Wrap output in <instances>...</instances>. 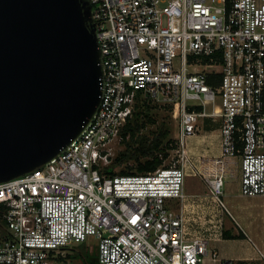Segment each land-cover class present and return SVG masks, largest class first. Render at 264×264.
<instances>
[{"label":"built area","instance_id":"obj_1","mask_svg":"<svg viewBox=\"0 0 264 264\" xmlns=\"http://www.w3.org/2000/svg\"><path fill=\"white\" fill-rule=\"evenodd\" d=\"M90 3L101 106L50 163L0 184V264H69L62 253L90 237L100 264H234L211 237L189 236L184 164L143 175L106 169L142 92L174 108L178 152L205 119L220 124L221 153L206 181L221 211L229 160H239L240 195L264 197V0Z\"/></svg>","mask_w":264,"mask_h":264},{"label":"water","instance_id":"obj_2","mask_svg":"<svg viewBox=\"0 0 264 264\" xmlns=\"http://www.w3.org/2000/svg\"><path fill=\"white\" fill-rule=\"evenodd\" d=\"M103 85L90 0H0V184L77 140Z\"/></svg>","mask_w":264,"mask_h":264},{"label":"rangeland","instance_id":"obj_3","mask_svg":"<svg viewBox=\"0 0 264 264\" xmlns=\"http://www.w3.org/2000/svg\"><path fill=\"white\" fill-rule=\"evenodd\" d=\"M149 101V116L153 121L151 122L147 117L142 119L145 122V127L139 132L135 140L129 139L128 137L126 143L121 138L111 143V156L107 166L109 168L111 167L115 172H120L121 170L134 171L136 167L135 158L140 155L137 151L138 148L142 146L143 148H148L156 138L161 137L160 134L163 135L168 133L167 137L163 139V151L158 153L160 157L163 156V152L169 154V157L164 159L163 165L173 162L184 164L187 173L185 184L186 192L191 194L199 191V196L195 198L197 205L193 213L189 214L191 217L194 215L192 217L194 218L192 222L195 225L191 231L196 235L211 237L213 239L216 238L217 234L219 236L221 230L222 232L226 230L234 231L231 224L234 225L236 223H234L229 216V213H227L228 215H226V217L224 216L223 221H220L218 217H214L216 215L215 213L218 214L220 212L218 211L219 206L210 195V189L204 178V168L206 167V171L209 170L207 166L213 165L212 160L218 158V151L212 147L199 150V143L195 140L197 138H194L193 144H190L189 150L187 147L185 153L183 151L178 152L176 143L178 142L181 121L179 118L175 117L174 108L171 106H161L150 99ZM200 125L199 135L220 128L219 123H213L207 119L201 122ZM169 141H173V148L169 149V147L166 146ZM188 141H190V139ZM237 162L239 163V160ZM229 169L231 171H229ZM229 169L228 175H233V177L228 178L229 180L240 178V169L237 164H234V166H231ZM224 190L225 194L223 196V201L234 219L244 226V230L252 239H255L256 242L259 243L260 238L262 240L261 244H263L264 247V197H244L240 195L237 182L230 187L227 184ZM179 205V202L175 200L172 201V206L174 208L179 207ZM237 228L239 233L245 235L239 226H237ZM210 242L212 247L219 249V254L223 259L231 260L234 264H264V256L253 261L237 262L234 260L242 255H248L253 247V243H241L237 241L219 243L214 240ZM97 244L98 240L95 237H90L87 243L83 244L81 247L83 254L76 245L70 247L73 249L66 250L62 254L66 256L65 260H67L66 262L69 264H85L84 257H88L90 262L96 259V257L98 258ZM249 244L250 246L252 244V247H250ZM70 255H78L79 257L74 259L67 258V256Z\"/></svg>","mask_w":264,"mask_h":264},{"label":"trees","instance_id":"obj_4","mask_svg":"<svg viewBox=\"0 0 264 264\" xmlns=\"http://www.w3.org/2000/svg\"><path fill=\"white\" fill-rule=\"evenodd\" d=\"M150 103L148 98H144V95L142 92H139L137 94L136 98V104H135V112L133 115V118L130 119V121L126 124V126L123 128L121 133L122 140L126 143V139L129 137V139L135 140L139 132L145 127V122L142 120L144 117H147L148 120L151 122L150 116H149V105ZM142 115V117H141ZM160 138H156V140L149 146L148 148H138L139 156L135 158L136 167L135 170H121L120 172H115L111 167L106 169V171L113 175H138V174H148L156 171L159 167L163 165V161L165 158L169 157V154L167 152H163V156H159V152L163 151V139L167 137L168 133L160 134ZM159 135V136H160ZM158 136V137H159ZM129 145V143H128ZM167 147L173 148V141H169L166 144ZM120 162V161H119ZM223 235L226 239H244L245 235L243 233H239L238 235H232L229 231H224ZM83 245V244H82ZM82 245H78L76 247L80 248L81 253L82 251ZM73 249V248H68ZM78 255L75 256H67V258H77ZM85 264H100L99 258L96 257L93 261H89L88 257H84Z\"/></svg>","mask_w":264,"mask_h":264},{"label":"crops","instance_id":"obj_5","mask_svg":"<svg viewBox=\"0 0 264 264\" xmlns=\"http://www.w3.org/2000/svg\"><path fill=\"white\" fill-rule=\"evenodd\" d=\"M194 138H197L195 140L198 141V143H199V150H204L207 147H212L213 149H215V150L218 151L219 156H220V153H221V148H220L221 136H220L219 129L218 130H215V131H211V132H206L205 134H202V135H199L198 134L197 136L190 138V141L187 142L188 150L190 148V144L191 145L193 144V139ZM225 163L227 164L226 170L228 171V169L231 166H234V164L236 165L237 160H235V159L234 160H229L228 162H225ZM207 167H208L209 170L206 171L205 170L206 167L204 168V171L202 170L204 172V178L205 179L209 177V174H210L211 169H212V166L211 165H208ZM236 182H237V186L239 187V190H240V178L239 179H231V180L228 179L226 185L228 184V186L230 187V186H233V184H235ZM198 193H199V191L198 192L196 191L195 193H191V194L190 193H187L188 194V199L183 204V208H182V211L184 212L185 217H186V219L188 221L187 222V228H188V232H189V236L190 237L196 236V234H194V232L191 231L192 228L195 225L192 222V219H194L192 217L194 215L191 217L189 214H192L193 213L194 208L197 205L196 204L197 202H195V200H196L195 198L199 196ZM177 211H180V205H179V207H177ZM218 211H221L220 208H219ZM204 213H206V212H204ZM227 213H229V216L232 218V220L236 224H234V225L231 224L233 226V230L234 231H232V230H226V231H229L232 235H238L239 232H238L237 226H239L240 229L243 230V232L245 233V235H246L245 238L244 239H226L224 237V235H223V232L224 231L222 232V230H221L219 236H216L215 239L212 238V240H214L215 242H219V243L220 242H226V241H237V242H241V243H253V247L255 249L252 247V244H251V246L249 244V246L252 247L250 253L248 255H242L241 257H237L236 259H234L237 262L253 261V260L262 258L264 256V247H263V244H261L262 243V240L259 238V243H258V242H256L255 239H252V237H250V235H248V233L244 230V226H242L241 223H239L238 221H236V219H234V217L232 216V214L230 213V211L228 210V208H227V211H221L218 214L215 213L216 215L214 217H218L219 218V215L222 214V217L224 219V216L226 217V215H228ZM223 219H222V221H223ZM235 231H237V232H235ZM211 248H214V249H216L219 252V249L218 248L212 247V246H211ZM223 260H225V259H223ZM207 264H212V263L210 261H207Z\"/></svg>","mask_w":264,"mask_h":264}]
</instances>
